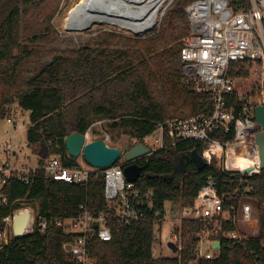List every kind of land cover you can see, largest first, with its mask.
<instances>
[{"label": "trees", "instance_id": "1", "mask_svg": "<svg viewBox=\"0 0 264 264\" xmlns=\"http://www.w3.org/2000/svg\"><path fill=\"white\" fill-rule=\"evenodd\" d=\"M60 1L0 0V119L10 115L14 103L29 111L26 139L36 146L37 165L50 155L58 156L66 166L79 165L65 149L64 138L72 132L85 134L98 120L109 121L111 129L122 128L131 142L141 140L167 118L211 110L210 92L198 93L182 82L180 49L188 33L185 7L190 0H173L158 29L143 38L105 31L77 48L46 50L50 21ZM229 6L238 10L246 6V0H229ZM229 75L233 81L229 98L235 108L242 104L236 93H259V75L244 62H232ZM210 136L225 141L231 134L213 131ZM43 142L48 147L46 156L41 155ZM205 147V141L183 140L134 161L143 166L133 184L140 195V217L129 224L118 221L105 200L101 169L82 184L45 178L39 169L27 183L16 177L5 180L1 191L7 203L0 205V233L7 228L3 219L22 208V203L38 201V213L53 223L43 231L35 224L19 238L11 233L0 243V264H76L62 246L73 235L55 222L77 217L81 205L91 214L109 215L111 239L94 238L89 243L90 256L97 264H189L194 257V236L183 238L178 257H154L153 223L163 220L165 202L191 203L208 175L222 182L215 159L197 168L190 158L193 149L201 152ZM180 161L184 168L177 173ZM248 180L258 236L238 244L223 242L218 258L195 264H264L260 245L264 240V168Z\"/></svg>", "mask_w": 264, "mask_h": 264}, {"label": "built area", "instance_id": "2", "mask_svg": "<svg viewBox=\"0 0 264 264\" xmlns=\"http://www.w3.org/2000/svg\"><path fill=\"white\" fill-rule=\"evenodd\" d=\"M172 1L167 0L160 14ZM185 11L188 33L180 49L182 82L190 84L198 93L210 92L211 110L188 117L167 118L141 140L133 139L131 145L142 143L148 148L146 153L132 162L145 158L157 149L170 148L183 140L205 141L206 147L200 154L207 164L215 159V168L223 175L222 182L210 174L191 203L181 205L172 202L178 206V211L170 219V230L164 242L169 255L178 257L183 238L193 235L194 257L189 264H195L199 260L218 258L223 242L238 244L256 238L259 234L255 200L248 180L251 174L260 171L258 162L242 166L234 158L237 154L246 155L249 150L257 158L254 134L260 129V125L254 119V108L258 104H264V0H246V6H240L238 10L229 6V0H190ZM236 61L244 62L260 78V91L254 98L241 92L235 94L242 102L239 108H235L229 98L233 94L229 70L231 63ZM101 121L103 120H98ZM6 122L14 124L10 115L6 117ZM16 129L22 131L23 123L18 122ZM213 131L222 135L231 134V137L222 141L210 136ZM10 137L12 139L11 135ZM213 147H217L218 152ZM4 150H9L8 144ZM123 156L121 153L113 165L100 172L104 177V198L113 215L118 221L129 224L140 217V195L133 188L134 182L127 181L124 176L123 167L129 162ZM249 167L252 169L243 172ZM36 169L42 170L45 178L82 184L88 181L89 175L97 168L85 162L69 167L56 155L47 156L42 164L32 167L0 162V205L7 203V197L1 191L5 180L16 177L27 183L30 174ZM80 208L82 211L77 217L58 220L55 224L73 235L62 246L76 264H97L90 256L89 243L94 238L103 241L111 239L109 215L91 214L84 205ZM165 215L161 223L157 220L153 223L152 245L160 240L159 231ZM10 218L8 216L3 220L7 224ZM49 223L52 224L53 221H48L37 210L32 211L29 232L35 224L43 231ZM168 243L176 250L172 251ZM158 244L161 245V241ZM260 245L264 248V240Z\"/></svg>", "mask_w": 264, "mask_h": 264}, {"label": "rangeland", "instance_id": "3", "mask_svg": "<svg viewBox=\"0 0 264 264\" xmlns=\"http://www.w3.org/2000/svg\"><path fill=\"white\" fill-rule=\"evenodd\" d=\"M77 0H61L58 6L57 11L51 18V33L47 37V41L44 43V48L47 49H63V48H77L79 46L85 45L89 40L95 38L98 34L102 32H112L116 34H120L126 37L131 38H143L153 30L158 29L161 18L165 12L160 14L154 25L151 29L145 31L144 33L136 34L130 31L122 30L116 26H108V25H96L93 27H85L79 30H68L61 27L60 19L62 15L75 3ZM167 0H164L162 4L159 6L160 11L164 7ZM71 5H70V4ZM168 7V6H167ZM64 8V9H63ZM65 11V12H64ZM161 13V12H160ZM51 56L45 58L49 60ZM43 59V60H45ZM257 94L251 95L254 98ZM10 117L13 119L14 124H9L6 122V118L0 119V162L2 163H12L15 166H23V167H32L37 165L38 154L35 153L36 146L34 144H29L26 139V129L29 124V111L20 108L17 103H14L11 108ZM18 122H22L24 125V129L19 131L16 129V124ZM108 122L103 120L101 122H94L92 126L85 133L86 138L87 134H89V139L93 140L97 138L106 139V142L109 146H115L119 148L124 155L127 150L132 146V142H130L129 137L123 133L122 128H114L111 129L108 127ZM12 136V139L10 137ZM9 145V150H4L5 145ZM21 146V148H20ZM79 162H83L82 157L76 158ZM216 163V162H215ZM22 208H28L32 211H35L39 204L38 201L33 202L31 205L22 203ZM164 207L166 209L165 221L159 231L160 240L155 241L152 247V255L154 257L161 255H169L170 252L164 246V242L167 239L168 232L170 230V222L171 217H173L177 211L178 206L173 204L172 202H165ZM6 231L0 233V243H5L10 234L11 230V218L7 222ZM161 241V245L158 242ZM160 252V253H159Z\"/></svg>", "mask_w": 264, "mask_h": 264}, {"label": "water", "instance_id": "4", "mask_svg": "<svg viewBox=\"0 0 264 264\" xmlns=\"http://www.w3.org/2000/svg\"><path fill=\"white\" fill-rule=\"evenodd\" d=\"M162 15V14H161ZM254 119L260 125V129L254 134V144L256 145L258 169L264 168V104H258L254 108ZM64 146L68 154L74 158L82 157L85 162L97 169H103L113 165L121 156V150L115 146H109L105 139L97 138L87 140L85 134L72 132L65 136ZM148 148L142 143H136L130 147L124 154V160L129 162L123 167V173L127 181L133 183L142 175L143 166L132 162L136 157L146 153ZM48 154V147L45 142L41 144V155ZM190 158L197 168H203L207 165L206 160L199 151L193 149L190 152ZM183 162L177 163L175 172L181 171ZM252 168H246L247 172ZM32 225V210L28 208L18 209L11 216V230L13 238H19L29 233ZM217 246L218 243H215ZM169 248L175 251L176 248L168 243ZM67 249L69 246L66 247Z\"/></svg>", "mask_w": 264, "mask_h": 264}, {"label": "bare ground", "instance_id": "5", "mask_svg": "<svg viewBox=\"0 0 264 264\" xmlns=\"http://www.w3.org/2000/svg\"><path fill=\"white\" fill-rule=\"evenodd\" d=\"M164 0H77L59 20L61 27L79 30L96 25L116 26L122 30L142 34L152 28L160 15L159 6ZM70 4V3H69ZM71 5V4H70ZM64 9V8H63ZM89 139V134H87ZM218 152L217 147H213ZM238 165L258 162L249 150L246 155H236Z\"/></svg>", "mask_w": 264, "mask_h": 264}, {"label": "flooded vegetation", "instance_id": "6", "mask_svg": "<svg viewBox=\"0 0 264 264\" xmlns=\"http://www.w3.org/2000/svg\"><path fill=\"white\" fill-rule=\"evenodd\" d=\"M182 171V170H181ZM181 171H178L177 173L181 172Z\"/></svg>", "mask_w": 264, "mask_h": 264}]
</instances>
